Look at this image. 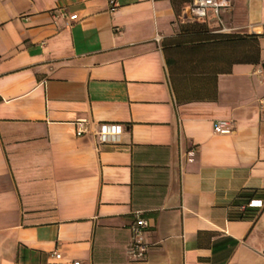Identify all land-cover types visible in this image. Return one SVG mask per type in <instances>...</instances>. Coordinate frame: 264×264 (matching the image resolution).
<instances>
[{"label":"crops","instance_id":"0c3cea01","mask_svg":"<svg viewBox=\"0 0 264 264\" xmlns=\"http://www.w3.org/2000/svg\"><path fill=\"white\" fill-rule=\"evenodd\" d=\"M115 1L0 0V264H264V0Z\"/></svg>","mask_w":264,"mask_h":264},{"label":"built area","instance_id":"2783aa9c","mask_svg":"<svg viewBox=\"0 0 264 264\" xmlns=\"http://www.w3.org/2000/svg\"><path fill=\"white\" fill-rule=\"evenodd\" d=\"M109 10H112L116 6L115 0H108ZM230 7V0H189L181 6L180 17L183 20H208L215 19L219 21V14L222 11L228 10ZM63 14V11H60ZM68 19H75L76 13L66 14ZM264 108V106H262ZM85 123L84 118H79L76 121L77 127L75 133L81 134L84 131L83 124ZM231 121L227 118H216L212 124V130L218 133H228L231 131ZM120 130V125L113 122H103L99 125L96 131V138L98 141H114L118 132ZM246 206H261L262 200L260 198H250L245 202ZM133 217L128 225L129 228V242L127 245V252L129 256L134 260L143 259L146 250L147 243L143 238L144 231L149 226L148 219L141 214L139 210H134ZM56 257L59 253L54 252ZM74 264L77 261H73Z\"/></svg>","mask_w":264,"mask_h":264},{"label":"trees","instance_id":"16d2710c","mask_svg":"<svg viewBox=\"0 0 264 264\" xmlns=\"http://www.w3.org/2000/svg\"><path fill=\"white\" fill-rule=\"evenodd\" d=\"M247 37L251 38L253 36H251V35H238V34L222 33V41H229L230 39H233V38H235V39H245ZM243 52H244L243 53V55H244L245 51H243ZM241 59H243V60H250V59L256 60V46H255L254 43H253L252 51L250 49H248L247 55L244 56ZM260 68H261L262 73L264 75V62L260 63Z\"/></svg>","mask_w":264,"mask_h":264},{"label":"rangeland","instance_id":"374dc122","mask_svg":"<svg viewBox=\"0 0 264 264\" xmlns=\"http://www.w3.org/2000/svg\"><path fill=\"white\" fill-rule=\"evenodd\" d=\"M226 52L228 53L227 58H232L233 56H237L241 51L238 46H234L228 47Z\"/></svg>","mask_w":264,"mask_h":264}]
</instances>
